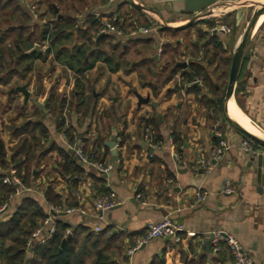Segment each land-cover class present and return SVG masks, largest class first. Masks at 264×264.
<instances>
[{
    "label": "crops",
    "instance_id": "1",
    "mask_svg": "<svg viewBox=\"0 0 264 264\" xmlns=\"http://www.w3.org/2000/svg\"><path fill=\"white\" fill-rule=\"evenodd\" d=\"M10 1L18 6L17 10L13 7L10 36L13 40L18 35L36 38L25 54L37 52L41 57L24 62L28 71L23 64L14 66L9 80L0 82V140L7 150V167L0 169V208L4 206L0 230H7L20 209L35 204L44 219L34 248L43 245L38 241L59 222L66 233L88 229L111 235L113 255L109 259L122 264L126 249L145 235L147 225L170 216L185 230L182 241L150 239L134 253L131 264H233L225 247L219 254L210 243L205 248L204 241L217 231L233 236L251 264H264V163L258 167V156L264 150L258 154L244 151L242 143L247 139L226 122L221 103L220 111L215 105L224 97L232 55L241 37L233 28L226 35L212 29L228 23L235 28L244 0L238 5H212L206 15L179 17L156 9L154 1L160 4L162 0ZM118 11L125 15V29L113 25L114 31H103L105 22L112 24ZM52 24H63L67 37L51 44L39 42L41 31ZM5 27H0V34ZM97 28L93 44L86 43L84 34L91 35ZM211 37L226 52L224 59L212 61V52L205 54ZM263 37L264 19L242 59L233 99L247 124L264 138ZM115 47L119 52L129 49L111 57ZM84 48L83 58H75ZM190 63L200 66L207 84L202 77L186 81ZM20 88L28 93L27 101ZM138 97L149 101L140 104ZM59 98L65 100L62 108ZM152 102L157 106L152 107ZM60 117L64 122L59 130ZM25 121L39 123L45 133L38 140L40 151L21 169L26 175L22 181L11 158L20 142V134L13 133ZM9 126L18 130L11 133ZM146 128L151 129L157 147H150ZM63 133L70 143H83L87 152L95 151L97 161L110 163V171L103 174L91 164L80 163L67 149ZM217 133L229 147L220 159L202 169L200 161L207 160L217 145ZM113 136L115 167L107 146ZM173 153L180 156L179 162ZM75 166L79 174L73 176L77 180L73 185ZM10 175L18 177L20 184L7 185L4 179ZM225 187L232 192L223 193ZM6 188L14 189L7 197L3 196ZM50 190L55 204L46 201ZM109 192L122 204L98 220L94 201ZM199 192L206 193L205 199L195 204ZM137 194L142 201L135 199ZM50 207L74 211L53 217ZM96 226L101 228L98 233ZM34 248L26 246L25 261L33 257Z\"/></svg>",
    "mask_w": 264,
    "mask_h": 264
},
{
    "label": "trees",
    "instance_id": "2",
    "mask_svg": "<svg viewBox=\"0 0 264 264\" xmlns=\"http://www.w3.org/2000/svg\"><path fill=\"white\" fill-rule=\"evenodd\" d=\"M13 7L16 10L18 9V6H16L15 2H11L10 0H0V27L3 28L6 26L5 29H3L4 31H2L0 34V76H2L0 77V82L9 80V78L12 76V69L14 66L23 64L24 71H28L29 66H25L24 62L28 60L32 61L41 57L37 52L25 54V51L32 47L36 38L31 40V35H29L27 38L23 37L22 35H18L13 40L12 36H10V32H12V18H14L12 17L14 14ZM49 10L52 12L51 8ZM125 21V15L121 14V11H118V17L112 21V25L118 29H125ZM93 23L94 21L91 22V24ZM64 29L65 27L63 24H54V26L52 24L51 27L47 25L45 26V29L41 31L37 39L39 42L48 40L50 44L57 42L58 40H61L62 37H67L68 33H65ZM98 30V28L95 29L91 35H88V33L84 34L86 43L91 45L93 44L91 38L98 33ZM105 39L109 38L105 37ZM206 48V55L212 52V61H214L215 57L224 59L226 52H222L219 49V45L216 39L213 37L206 41ZM117 49L118 47L113 48L112 52L114 54L112 53L111 57L115 56V51ZM86 50L87 48H84V52L78 51L75 58H83V54L85 55ZM126 50H124V52L122 50L121 52L123 53L119 52L118 55L127 53ZM96 54H98V52H96ZM188 68L189 73L186 76V81L188 83H192L198 78L202 77L204 79V84H207L208 81H205L207 76L204 74V71L200 68V66L190 63ZM75 87L78 89L81 87L78 81H76ZM235 93H237V88H235ZM221 99H218L215 102V105L218 107L219 111ZM58 103V107L62 108L65 105L64 98H59ZM30 113L29 115H33V109ZM53 113L59 114V116H61L60 111L54 110ZM63 122L64 118L60 117L58 120L59 130L61 127H63ZM7 129L10 130L11 133L13 130H18L12 126L7 127ZM44 133L45 132L39 123L31 121H25L19 132L17 131L13 133L17 136L20 134V142L17 144L18 146L16 148L15 154L11 158V163L13 168H16L17 176L22 181H24V177L26 176L25 173L22 172V168L26 166V163L28 164V162L34 160L36 157L35 155L40 151L38 140ZM173 136L174 143L177 144L178 136L175 133ZM244 138L249 140L245 136ZM251 143L255 148H260L255 143ZM30 151L32 154L28 153ZM6 152V147L0 140V169L4 170L7 167ZM92 153L94 154L95 159L98 160L97 153L95 151H92ZM72 165L73 164L71 163V166ZM72 172L73 175L71 176V179L74 185L77 180L73 179V176L75 174H79V169L75 166V168L72 169ZM1 177L2 176H0V179ZM13 192V188L3 189V196L7 197V195H10ZM55 199V195H53L52 191L50 190L47 193L46 201L55 204ZM1 200L3 201L4 199ZM69 204V206H71V203ZM43 219L44 214L38 207L35 206V204H32L31 206H28L27 209H20L19 213H17L13 219L10 220L7 230H0V261L2 264H86L87 260H92L90 264H116L109 259V257L113 255V252H111V235L107 236L104 234V232L93 234L88 229H84L80 233L71 232L69 239H67L65 244L61 246L62 241L65 240L68 235H66L67 228L59 224V222H56V228L53 237L43 245H38L35 247L33 251V257L29 261H25L24 250H26V242L37 229L42 227Z\"/></svg>",
    "mask_w": 264,
    "mask_h": 264
},
{
    "label": "built area",
    "instance_id": "3",
    "mask_svg": "<svg viewBox=\"0 0 264 264\" xmlns=\"http://www.w3.org/2000/svg\"><path fill=\"white\" fill-rule=\"evenodd\" d=\"M115 1V0H110ZM243 0H216L214 5H238L242 4ZM103 31H114V27L110 22H105ZM142 33H147L146 29H140ZM212 32H220L224 35L231 33V29L224 24H218L213 29ZM264 39V37H263ZM65 131V130H64ZM64 142L66 144L67 149L73 154V156L83 164H91L93 167L98 170L100 173L107 174L110 169V163H101L95 159V156L92 152H86L85 146L83 143H70L68 138L65 134H62ZM216 137L218 138L217 145L212 149L210 156L207 160L200 161V167L202 169H207L210 166L211 161H217L221 158L223 153L228 149L227 142L222 138L221 134L217 133ZM145 138L150 142V147L155 148L157 147V143H153L152 140V131L150 128L145 129ZM242 148L244 151L252 154H258L261 151V148H255L253 144L249 140H245L242 143ZM173 158L176 162L180 161V156L177 153H173ZM177 165V164H176ZM179 168V165H177ZM4 182L9 185H19L20 181L16 177L12 175L5 177ZM232 189L230 187H225L223 189V193L230 194ZM206 193L199 192L195 195V204L201 203L205 199ZM137 201H142V197L137 194L134 196ZM121 201L117 198L114 192H109L105 195L97 196L94 201V208L97 212L96 218L98 220H103V215L106 211L110 210L113 207L121 205ZM4 206L0 208V211L3 210ZM74 211L73 209L69 208H49V216L51 213H70ZM81 213H85L81 210ZM50 219V218H49ZM101 231L100 227H94V232L98 233ZM55 232V227L52 225L50 230L46 233L45 237L38 241L40 244H44L45 242L49 241ZM185 230L182 225L177 223L174 219L170 216H164L161 221L157 223L148 224L146 227L145 235L137 240H135L134 244L128 247L125 251L126 260L123 261L122 264H131V258L134 253L140 249L142 245H144L150 239H169L173 243H180L184 237ZM40 234V230H36L31 236L29 241L26 243V246L32 250L34 248V239H36ZM70 233L67 232L66 235ZM212 240L210 241V247H212V251L214 253H221L223 247L225 250L231 255L233 259V264H251V259L245 253L242 246L234 239L233 236L229 235L228 233L217 231L211 234Z\"/></svg>",
    "mask_w": 264,
    "mask_h": 264
},
{
    "label": "water",
    "instance_id": "4",
    "mask_svg": "<svg viewBox=\"0 0 264 264\" xmlns=\"http://www.w3.org/2000/svg\"><path fill=\"white\" fill-rule=\"evenodd\" d=\"M20 4L22 3L21 0H16ZM216 0H162L160 4H158L156 1H154V6L158 10H165L168 13L174 14L176 17L179 16H192L195 13L204 14L207 13L205 10L209 8L210 6L214 5ZM264 16V8L260 14V16ZM256 12L253 14L251 20L249 21V25L246 28L245 32L240 38L239 43L237 44L235 51L232 55L230 69L228 73V79L226 83V89L224 93V97L221 101V111L224 119L226 122L230 125L231 128H233L235 131L241 133L243 136L247 137L251 142L258 145L261 149L264 150V138L257 137L248 131H246L244 128H242L237 122L232 120L227 112V103L228 101L233 98L234 92H235V85L239 76L240 66L242 63V59L244 57V54L246 52V49L252 40V37L255 33L256 24L258 21V18L256 19ZM189 24V23H188ZM102 34L98 37L100 38ZM97 38V39H98ZM33 50H37V46L34 47ZM182 66H185V64H182ZM19 91L24 95L25 101H27L29 95L26 92L25 88H20ZM139 103H148L149 99L145 98L142 99L138 97ZM152 107H156L157 104L155 102L151 103ZM157 116H160L159 113H157ZM108 148L111 150V154L113 155L114 160V167L116 166V136L112 137L111 142L107 143ZM264 163V154H259L258 156V167L260 168L261 164ZM262 167V166H261ZM259 174V173H258ZM53 217L57 216L55 213H51ZM70 235L66 237L65 240L62 241L63 246L67 239H69ZM212 240V235L209 236V239L204 241L205 248L208 249V244Z\"/></svg>",
    "mask_w": 264,
    "mask_h": 264
},
{
    "label": "bare ground",
    "instance_id": "5",
    "mask_svg": "<svg viewBox=\"0 0 264 264\" xmlns=\"http://www.w3.org/2000/svg\"><path fill=\"white\" fill-rule=\"evenodd\" d=\"M257 3H261V6L259 7V9L256 11V19L258 18L256 27L259 25V23L264 19V16H260L263 8H264V0H254ZM256 29V28H255ZM227 112L230 116V118L232 120H234L235 122H237L242 128H244L246 131H248L249 133L257 136V137H261L263 138L256 130H254L253 128H251L247 122L245 121V117L242 116L241 112L239 111V109L237 108L234 99L231 98L228 103H227Z\"/></svg>",
    "mask_w": 264,
    "mask_h": 264
},
{
    "label": "rangeland",
    "instance_id": "6",
    "mask_svg": "<svg viewBox=\"0 0 264 264\" xmlns=\"http://www.w3.org/2000/svg\"><path fill=\"white\" fill-rule=\"evenodd\" d=\"M243 6H245V7L242 8V10H241L242 11L241 19L235 25V28L233 25H230L229 23L227 25L230 29L233 28V30H235V32L237 33V36H239V37H241L243 35V33L245 32L247 23L252 18L253 14L259 9V7L261 6V3H257L254 0H244ZM118 53H119V51L116 50L115 55H118ZM225 123H224V126H227L228 124L226 123L227 124L226 125ZM16 178L18 179V177H16ZM29 239L30 238H28L27 242L29 241Z\"/></svg>",
    "mask_w": 264,
    "mask_h": 264
}]
</instances>
